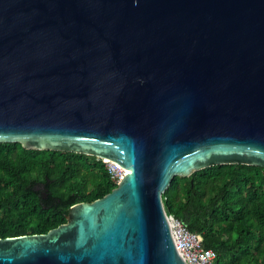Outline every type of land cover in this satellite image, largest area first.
<instances>
[{
    "label": "water",
    "instance_id": "95a60500",
    "mask_svg": "<svg viewBox=\"0 0 264 264\" xmlns=\"http://www.w3.org/2000/svg\"><path fill=\"white\" fill-rule=\"evenodd\" d=\"M0 142L125 173L0 264H187L161 202L173 176L264 168V0H0Z\"/></svg>",
    "mask_w": 264,
    "mask_h": 264
},
{
    "label": "trees",
    "instance_id": "16d2710c",
    "mask_svg": "<svg viewBox=\"0 0 264 264\" xmlns=\"http://www.w3.org/2000/svg\"><path fill=\"white\" fill-rule=\"evenodd\" d=\"M115 185L94 156L0 142V238L45 233L65 221L67 207ZM161 202L201 234L215 264H264V168L216 164L173 176Z\"/></svg>",
    "mask_w": 264,
    "mask_h": 264
},
{
    "label": "built area",
    "instance_id": "2783aa9c",
    "mask_svg": "<svg viewBox=\"0 0 264 264\" xmlns=\"http://www.w3.org/2000/svg\"><path fill=\"white\" fill-rule=\"evenodd\" d=\"M100 159L115 184L121 179L125 171L116 162L107 158ZM169 231L178 255L187 264H215L216 254L212 249L204 248L202 236L199 232L187 229L172 214H166Z\"/></svg>",
    "mask_w": 264,
    "mask_h": 264
}]
</instances>
